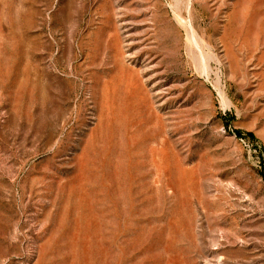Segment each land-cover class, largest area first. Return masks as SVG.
<instances>
[{"label": "rangeland", "instance_id": "374dc122", "mask_svg": "<svg viewBox=\"0 0 264 264\" xmlns=\"http://www.w3.org/2000/svg\"><path fill=\"white\" fill-rule=\"evenodd\" d=\"M0 264H264V0H0Z\"/></svg>", "mask_w": 264, "mask_h": 264}]
</instances>
